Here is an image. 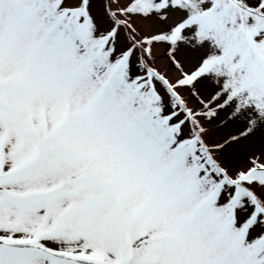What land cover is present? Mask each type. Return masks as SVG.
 <instances>
[{
  "label": "snow or ice",
  "instance_id": "snow-or-ice-1",
  "mask_svg": "<svg viewBox=\"0 0 264 264\" xmlns=\"http://www.w3.org/2000/svg\"><path fill=\"white\" fill-rule=\"evenodd\" d=\"M0 264H264V0H0Z\"/></svg>",
  "mask_w": 264,
  "mask_h": 264
}]
</instances>
